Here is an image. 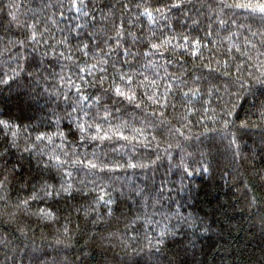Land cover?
Segmentation results:
<instances>
[{
    "label": "trees",
    "instance_id": "1",
    "mask_svg": "<svg viewBox=\"0 0 264 264\" xmlns=\"http://www.w3.org/2000/svg\"><path fill=\"white\" fill-rule=\"evenodd\" d=\"M260 3L0 0V264H264Z\"/></svg>",
    "mask_w": 264,
    "mask_h": 264
},
{
    "label": "snow or ice",
    "instance_id": "2",
    "mask_svg": "<svg viewBox=\"0 0 264 264\" xmlns=\"http://www.w3.org/2000/svg\"><path fill=\"white\" fill-rule=\"evenodd\" d=\"M177 7H178V5H176ZM227 7H236V8H250L251 7V5L250 4H236V5H226ZM253 11H256V10H258L260 13H264V3H260L259 5H258V9L257 8H253L252 9ZM34 38V37H33ZM153 47H155V45H153ZM5 84H7L8 83V81H3ZM262 83H264V81H262ZM115 92H116V94L118 95V96H122V97H125L126 99H128L130 102L132 101V99H133V97L132 96H128L126 93H124L119 87H116L115 88ZM138 106V105H137ZM0 126H3V127H7L8 125L6 124V122L5 121H0ZM78 127H79V129L81 130V131H83L84 130V127H83V125L81 124V125H78ZM91 127V126H90ZM68 132H69V134L70 135H72V136H75L76 135V132H75V130L71 127V126H69V128H68ZM43 137H41V136H38L37 137V139L38 140H40V139H42ZM122 139H127V137H121ZM91 139H93V140H96V139H100V140H105V139H111V137L110 136H107V135H105V136H100L99 135V128L97 127V136H94V137H92ZM49 159L50 160H52V159H55L58 163L56 164V165H52V166H50V165H48V164H45L44 165V171H47L51 176H54L55 175V173L53 172V167H59L60 166V163H59V157H49ZM82 163V162H81ZM131 167H136V165H130ZM98 166L96 165V164H93V163H90V168H92V169H96ZM104 169H100V171H103ZM185 171H187V170H185ZM189 175H190V173H188ZM46 188H48V187H51V185H46L45 186ZM61 189H62V192H63V194H66L69 198H71V199H76L77 198V195L80 193V190L79 189H76L75 191H72V190H70V187H64L63 185H61ZM62 192L61 191H56L55 192V196L56 197H60L61 195H62ZM45 196H53V193L52 192H50V191H47V190H45ZM38 197H37V195L35 194V193H33V195H32V199L33 200H35V199H37ZM100 199L102 200L103 199V197H100ZM24 203L25 204H27V201H24ZM105 203H107V202H105ZM40 213L41 214H43L46 218H48V219H52L53 218V216H54V213H51V212H46L44 209H41L40 210ZM109 214H111V213H109ZM165 233H161V236H163Z\"/></svg>",
    "mask_w": 264,
    "mask_h": 264
}]
</instances>
